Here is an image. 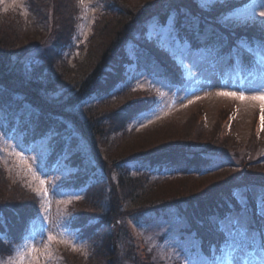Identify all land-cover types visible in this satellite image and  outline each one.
Wrapping results in <instances>:
<instances>
[{
	"label": "trees",
	"instance_id": "obj_1",
	"mask_svg": "<svg viewBox=\"0 0 264 264\" xmlns=\"http://www.w3.org/2000/svg\"><path fill=\"white\" fill-rule=\"evenodd\" d=\"M131 1H138V4L129 0H101L100 14L87 40L91 50L84 54L85 44L82 45L81 56L75 59H65L63 53L68 51L76 36L82 9L77 0L28 1L32 11L37 9V14L43 9L51 14L49 20L45 16L42 22L43 25L47 21L52 23L55 33L51 47L46 48L47 56L41 53L37 63L30 61L23 65L15 61L14 68L10 61L20 52H15L13 48L18 37L11 42L9 34L14 31L5 25L0 27V115L5 124L0 133L7 136L20 114L18 112L23 110L25 117L20 136L26 143L22 144L32 146L43 135L49 136L44 159L50 166L63 155H68L67 162L72 172L63 179V190L86 187L87 195L96 190L95 203L89 208L78 209L75 206L77 201L67 208L69 227L91 242L96 241L95 251L105 257L97 260L93 256L94 263L82 260L84 264H103V259H107L106 264H125L123 259L126 256H121L120 250L122 233L113 232L111 228L114 220L122 219L128 223L144 214L148 216L171 209L188 214L189 226L183 231L195 233L205 252L211 246L220 248L217 240L222 239L219 220L229 213L240 211L242 207L233 193H248L254 186L264 187V152L256 159L252 154L260 142L254 146L252 141L241 154L238 145H242L231 137V131L226 133V137L222 134V137L219 130L214 140L203 145L191 142L190 138H180L119 151L120 143L143 132L131 128L130 121L143 111L155 108L159 102V97L151 95V91L141 93L139 90L119 89L131 62L136 60L147 74L163 73L168 78L165 83L170 82L174 86L186 85L189 80L168 51L162 50L156 41L146 36L151 18L156 17L164 23L165 16L175 11L183 20L182 11L191 10L199 17V27H181L180 35L189 39L192 48L206 50L215 58L241 54L235 48L233 39L249 38L255 42L254 38H257L264 43V27L222 21L227 10L241 6L244 0L219 3L203 11L197 2L190 3L189 0ZM160 2L161 5L156 6ZM107 30L111 31L110 34ZM103 33L104 41L100 38ZM97 37L102 42L95 47ZM10 43H13L12 47ZM130 44L135 46L134 57L129 54ZM234 62L229 58L226 62L231 72ZM73 63L75 66H72ZM54 65L63 71L53 72ZM241 68L252 76L256 71L254 59L243 57ZM154 77L159 79V76ZM52 91L55 95L51 94ZM194 116L198 121L193 133L196 138L205 129L206 117L204 112H196ZM257 120L261 123V118ZM224 127L226 130L227 125ZM258 132L261 133L260 128ZM26 133L28 136L24 137ZM223 152L232 153L230 155L238 159L239 164L218 159L217 155ZM101 154L102 157L108 154L111 159L105 158L102 164L99 159ZM84 161L98 171H83L81 166ZM156 171L175 174L154 177ZM12 174L18 178L21 176L15 172ZM12 174L5 167H0V216L3 217L0 221V255L11 253L18 243V235L26 231V225L40 212V198L32 187L23 176L20 181L14 182ZM185 178L201 181L215 178L211 182L216 185L197 191L186 188L172 192L161 190L162 185ZM98 183L100 185L96 187ZM251 204V200L246 202L245 210L250 211ZM253 227L256 230L255 225ZM124 228L125 233L128 228ZM7 247L10 248L5 250ZM68 254V251L59 250L60 264H79L80 257ZM117 256L122 258L123 263ZM71 258L76 261L70 263ZM127 259H132L134 264H146L140 262L137 256Z\"/></svg>",
	"mask_w": 264,
	"mask_h": 264
},
{
	"label": "rangeland",
	"instance_id": "obj_2",
	"mask_svg": "<svg viewBox=\"0 0 264 264\" xmlns=\"http://www.w3.org/2000/svg\"><path fill=\"white\" fill-rule=\"evenodd\" d=\"M28 1L29 0H0V27L5 25L10 31H14L9 34L11 42L18 37V41H15L13 48L15 52H20L18 56L12 57L10 61L14 68L15 65L13 63L15 61L19 62V64L30 63V61L37 63L38 56L41 53H43L44 56H47L46 48L51 47L50 44L55 35V33H53L54 28L52 23L47 21L44 22L43 25L42 22V19L44 20L45 16H47L49 20L51 14L45 9L42 11L40 10V13L37 14V9L32 11ZM129 1L132 2L131 0ZM171 1L175 2V0ZM176 1L182 2V0ZM189 1L190 3L197 2V0ZM227 1L233 0H213V3L216 5ZM244 1L245 2L241 6L227 10V14H230L231 17L227 20L234 22L237 25H258L264 27V24L261 23V21L264 20V17H259V12L264 11V7H262L264 6V0ZM132 3L137 5L138 1ZM132 3H130L131 6H133ZM86 4L88 6L87 10L82 8L80 12L78 28L75 34L76 36L73 39L74 43L68 48V51L66 50V52L63 53L65 59H72L74 57L79 58L81 56V46L84 44V54L91 50L90 48L88 49L87 40L92 32V25L100 14L102 3L101 0H86ZM160 5L161 2L156 6ZM252 9H255L256 11L255 20L247 24L239 22L237 17L247 15ZM224 18L222 21H225ZM162 25H164V23L159 22L156 17H153L147 26L146 36H151L152 40L156 41L157 44L159 41L158 34ZM106 32L110 34L111 31L107 30ZM103 35L104 33L100 36L101 39L103 38ZM40 37L45 38L40 39ZM180 37L183 38V42L170 46L168 53L176 61L177 65L180 66L179 69H182L190 77V82L186 88L172 86L170 82L162 84L160 79L153 77L152 74H147L141 67L142 65H139L136 60H133L131 65L127 67V75L125 76V79L120 82L119 89H132V87H136V85L139 84L140 87H137L136 90H139L141 93L151 91V95L154 94L159 97V102L155 108L143 111L130 121L129 126L131 128H136L143 132H140L139 135L128 138L120 143L118 146L119 151L131 147L137 148L154 144L158 145L165 141L180 140V138L183 140L190 138L193 140L191 142L203 145L207 141L214 140L220 130V136L226 137V133L231 131V137L240 141L242 146H238L239 153L241 154L244 152V147L248 146L252 141H254V146H256L255 143L260 142L259 146L252 150L254 159L260 157L261 153L264 152V131L261 130V123L257 120L261 118L260 102L232 99L226 96L216 95V92L242 91L251 95L254 91L258 90L257 86L262 80H264L263 76L261 73H257L256 78L254 76H249L237 81L233 76L227 75L225 77L223 76L222 79V72L226 69V64L224 63L228 59L214 58L212 54H209L206 50L192 48L189 39L186 38L185 35H180ZM36 38H38V44L36 43ZM100 38H96L94 44L95 47H98L100 42L105 40L102 39L101 41ZM254 40L255 42H251L249 38H246L241 41L248 46V49H251L250 51H252L261 61L264 59V45L261 40L257 38H254ZM9 45L12 47L13 43H10ZM128 50L129 54L133 56L132 54L135 51V46L130 44ZM92 53H94L93 50ZM75 63H73L72 66H75ZM59 69V67L54 65L52 71L57 73ZM136 76L139 77V80L133 81L132 78ZM128 84H131L132 87H128ZM180 85L184 84L181 83ZM52 92L54 94H51L55 95V92ZM197 97H199V99H197ZM196 112L205 113L206 126L198 135L200 137L194 138L193 133L196 132L198 123L197 118L194 116ZM18 113H20L19 116L15 119V123L11 125L10 132L6 136L8 143H2L0 147V167H5L11 174L12 172L19 173L26 179L32 189L39 188V180L34 178L32 174L28 172L27 167H22L19 160L15 156L9 155V153L14 144H19L20 149H23L25 156L29 158L36 156L38 159H29V164L34 170H36V176L39 177V179H44L48 182L47 187L49 190L48 199L50 201V211L47 215H49L54 225L55 223H60V227L57 228L53 226L52 231L54 233H59L66 228L67 230L64 232V235L69 238H74L78 247L83 245V251L78 250L73 252L67 245L53 244L51 247L52 264H60L58 257L60 249L68 251V256H73L75 258L80 257L81 261L79 264H84L82 260L88 263H94L92 261L93 256L97 260L105 258L102 254L98 255L95 251L96 246H94V244L97 243L96 241L94 243L91 242L89 238L82 237L78 234L75 235L76 232L67 224V208L70 204L61 203L62 200L81 196L82 198L79 201L73 199L72 203L77 201L75 206L78 209L89 208L95 203L94 192H96V190L85 196V194L82 195V189L59 190L54 188L53 182L56 177L59 176L60 179L63 180L72 172V169L69 168L70 166L67 162L68 155H63L62 158L55 162V164H52L53 166L46 165L44 155L47 151L49 136L43 135L37 142L33 143V146L22 144V142L26 143L24 138H21L20 136L22 127L21 123L24 120L25 112L20 110ZM259 116L260 118H258ZM2 118V115H0V129H5V124L3 123ZM225 125H227V129L229 127V131L227 129L225 130ZM259 128L261 133L258 132ZM27 136L28 134L26 133L24 137ZM117 141H119V137L116 142ZM81 142L83 145L85 144L84 141L81 140ZM114 152L115 151L113 150L112 153ZM230 154H227L226 152L219 153L217 158L224 162L232 161L238 165V159L232 157ZM104 156L105 157H102V154L99 155L102 164L104 163L103 161L105 158L107 160L111 159L108 154ZM81 169H83V171H98V168L90 166L88 161L83 162ZM164 174H166L165 171H156L154 177H159ZM16 176L12 178L15 180L14 182L20 181L22 177L19 176L18 178V176ZM170 176H174V174ZM214 180L215 178H209L202 181L201 179L194 180L190 178L179 179L171 181L169 184L162 185L161 190L164 192H172L179 191L181 188H186L197 191L208 185H216L215 182H211ZM99 183L96 187L100 185ZM94 184H96L95 180ZM250 190L251 191H248V193L256 201L255 209L257 211L256 194L264 192V187L254 186L251 187ZM248 193L240 191L242 196L247 197V201H249ZM44 215L45 213L40 209V219L34 224H30L26 233L21 232L18 235V243L13 246L10 254L0 255V264H7L10 257L14 258L17 255V249H22L23 246L31 242V240L35 241L37 247L43 249V244L46 243L47 237V231H41V220ZM254 215L258 220L264 219L260 215H257V213H253V210L250 209V211L245 210L243 213L241 210L229 213L218 222L221 224L222 230L227 235L228 233H231L235 242L241 244V255L244 264H248L249 260H258V254L260 252L262 237L261 235H257L258 228ZM237 216L244 217V220L241 221L242 228L235 226V218ZM114 221L115 224L111 225V228L113 229V232L118 231L119 233H122L120 250L122 251L121 256L124 254L126 259L131 258V256H137L140 262H146V264H176V262H180L181 264H209L212 259L211 256L208 253L206 254L202 249L201 242L196 238L195 233L192 235L183 231V229H186L189 226L188 214H186L185 211L171 209L159 213H152L148 216L144 214L133 218L131 222H128L129 224L131 223L130 225L122 219H115ZM253 225H255L256 230H254ZM43 227L44 229H48L49 226L46 221L43 223ZM124 227L128 228L125 231L126 234L124 233ZM244 230L247 231V236L243 234ZM29 236L31 239L28 238ZM253 237L254 241L252 239ZM259 240L260 242H258ZM99 243L100 242H98V244ZM249 244L251 247H249ZM9 248L10 247H7L5 250ZM117 258L121 259L122 263L124 260L125 264L135 263L132 259L122 260L119 256H117ZM217 258H219V255ZM73 260L76 261V259ZM73 260L71 258L69 259V262L71 263ZM106 261L107 259H103L101 262L106 264ZM40 264H45L43 256H41Z\"/></svg>",
	"mask_w": 264,
	"mask_h": 264
},
{
	"label": "snow or ice",
	"instance_id": "obj_3",
	"mask_svg": "<svg viewBox=\"0 0 264 264\" xmlns=\"http://www.w3.org/2000/svg\"><path fill=\"white\" fill-rule=\"evenodd\" d=\"M197 4L202 11L206 9H211L212 7L215 6L213 0H197ZM78 5L81 8L87 10L88 6L86 4V0H78ZM182 15H183V20L179 19V16L175 11L170 12L165 16L164 25L161 26L160 32L158 34L159 35L158 47H160L162 50L167 52L170 50V46L177 45L178 43L183 42V38L180 37L179 34L181 27H187V26H192L194 28L199 27V17L193 14L191 10H187V9L183 10ZM259 17H264V11L259 12ZM229 18H231L230 14H225V18H224L225 21ZM255 18H256L255 9H252L247 15L237 17L239 22L243 24L253 22ZM261 23L264 24V20H262ZM148 39L151 40L152 37L149 36ZM250 50L251 49H249V51ZM261 63L264 64V59L261 60ZM152 75L159 76L160 82L162 84L165 83V81H167L168 79L165 75H163V73L153 72ZM132 79L133 81H137L139 80V77L136 76L133 77ZM127 86L132 87L131 84H128ZM137 87H140V85L137 84L136 87H132V91H136ZM257 87L258 90L254 91L251 95H248L242 91H218L216 92V95L226 96L241 101H246V100L259 101L261 107V130L264 131V80H262ZM197 99H199V97H197ZM0 143H4V144L8 143L5 133H0ZM17 149H20V145L14 144L11 148L9 155L15 156L19 160L21 166L27 167L28 172L31 173L34 178L39 180L40 187L34 188L33 191L35 192L36 196L40 198L41 203L39 207L45 213L43 219L41 220V231L42 232L47 231V237H46V243L43 244V249L37 247L35 241L31 240V242L24 245L22 249L18 248L17 255L14 258L10 257L9 260L7 261V264H40L41 256L44 257L45 264H52L51 247L53 244L67 245L71 248L73 252L78 250L83 251V245L78 247L74 238H69L64 235V232L67 230L66 228L59 233H54L52 231L53 226L59 228L60 223H55L54 225L49 215H47V213L50 211V201L48 199L49 190L47 187L48 182L44 179H39V177L36 176V170H34L29 164V159L37 160L38 158L36 156H32L29 158L24 155L23 149L20 150ZM64 186H65V181L61 180L59 176L56 177L55 181L53 182V187L59 190H63ZM233 195L241 203L242 205L241 212L243 213L245 211L244 206L246 205L247 197L242 196L240 194V191L234 192ZM81 198H82L81 196H75L67 200H62L61 203L71 204L73 199L80 200ZM256 200H257V215H260L262 218H264V192L257 193ZM38 219H40L39 213H37V215L34 216L29 223L34 224ZM235 219H236L235 226H239L240 228H242L241 221L244 220V217L237 216ZM2 220L3 217L0 216V221ZM45 221L48 223L49 226L48 229H44L43 227V223ZM27 229H28V225H26V232ZM243 234L245 236L248 235L246 230L243 231ZM261 237L262 239L260 243V252L258 254V260L255 261L249 260L248 264H264V233L261 234ZM28 238L31 239L30 236ZM252 239L254 241V237ZM249 247H251L250 244ZM218 251L220 253L219 258L213 256L209 264H244V260L241 255V244H237L235 242V239L234 237H232L231 233H228V235L225 236L223 242V248L218 249Z\"/></svg>",
	"mask_w": 264,
	"mask_h": 264
}]
</instances>
